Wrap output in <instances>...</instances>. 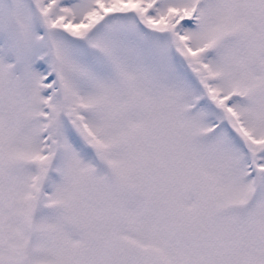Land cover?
<instances>
[{"label": "snow or ice", "instance_id": "6c2138e0", "mask_svg": "<svg viewBox=\"0 0 264 264\" xmlns=\"http://www.w3.org/2000/svg\"><path fill=\"white\" fill-rule=\"evenodd\" d=\"M0 264H264V0H0Z\"/></svg>", "mask_w": 264, "mask_h": 264}]
</instances>
